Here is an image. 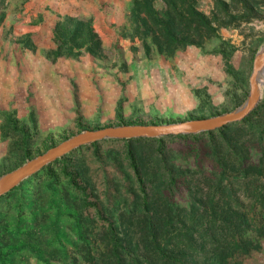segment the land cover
<instances>
[{
  "label": "rangeland",
  "instance_id": "obj_1",
  "mask_svg": "<svg viewBox=\"0 0 264 264\" xmlns=\"http://www.w3.org/2000/svg\"><path fill=\"white\" fill-rule=\"evenodd\" d=\"M220 1L237 19L203 44L168 55L132 35L131 0H0V176L85 130L179 123L240 107L264 45V0H247L249 22L231 0ZM214 2L195 5L221 20ZM88 27L96 44L83 45ZM262 113L264 119V105ZM251 122L256 136L263 123ZM261 142L264 147V136ZM196 147L190 140L168 142L169 162L194 171ZM152 154L149 146H134L142 160L136 175L126 144L104 140L25 179L0 199V264H82L76 253L91 230L98 235L132 212L140 186L150 196L157 192ZM214 166L204 159L199 168ZM186 181H178L176 201L188 200ZM71 185L79 189L71 192ZM262 244L247 264H264ZM60 251L66 259L54 254Z\"/></svg>",
  "mask_w": 264,
  "mask_h": 264
},
{
  "label": "trees",
  "instance_id": "obj_2",
  "mask_svg": "<svg viewBox=\"0 0 264 264\" xmlns=\"http://www.w3.org/2000/svg\"><path fill=\"white\" fill-rule=\"evenodd\" d=\"M214 3L215 8H221V20H211L199 12L195 0H131L132 35L140 38L146 49L149 47L145 40L149 39L160 53L168 55L199 46L215 37L217 28L227 27L237 19L227 4L220 0ZM231 6L235 11L243 9L241 18L245 15L243 21H250L247 0H231ZM82 37L83 45L96 44L98 39L89 27ZM263 105L264 99L242 121L211 132L112 140L126 144L131 155L130 167L136 175L142 160L134 155V146H149L154 160L151 173L160 184L152 196L140 186L132 212L122 213L98 235L94 230L89 232L76 253L82 264H247L262 250L264 241ZM256 118H261L263 124L254 136L256 129L251 121ZM239 131L246 136L241 142L229 138L231 132ZM174 140H190L197 145L194 171L182 170L169 162L166 146ZM98 143L79 148L32 177L73 158L82 149L95 148ZM252 149L260 153L253 161ZM240 150L243 152L239 153ZM204 159L215 165L214 170L206 172L199 168ZM244 162L251 167L246 169ZM184 178L191 185L188 200L176 201V186ZM70 187L71 192L79 189L76 185ZM54 254L66 259L62 251Z\"/></svg>",
  "mask_w": 264,
  "mask_h": 264
},
{
  "label": "water",
  "instance_id": "obj_3",
  "mask_svg": "<svg viewBox=\"0 0 264 264\" xmlns=\"http://www.w3.org/2000/svg\"><path fill=\"white\" fill-rule=\"evenodd\" d=\"M264 45L253 60L249 77V92L237 109L222 115L171 124L119 125L97 130L82 131L46 152L26 161L21 166L0 176V197L15 189L25 179L38 173L54 161L73 153L83 146L104 140L156 139L168 136L194 135L211 132L237 123L250 116L259 104L264 89Z\"/></svg>",
  "mask_w": 264,
  "mask_h": 264
},
{
  "label": "bare ground",
  "instance_id": "obj_4",
  "mask_svg": "<svg viewBox=\"0 0 264 264\" xmlns=\"http://www.w3.org/2000/svg\"><path fill=\"white\" fill-rule=\"evenodd\" d=\"M262 81L264 82V76H263V79H262Z\"/></svg>",
  "mask_w": 264,
  "mask_h": 264
}]
</instances>
